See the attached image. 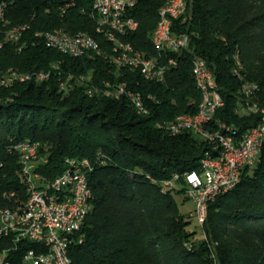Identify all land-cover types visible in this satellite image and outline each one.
<instances>
[{"label":"trees","instance_id":"trees-1","mask_svg":"<svg viewBox=\"0 0 264 264\" xmlns=\"http://www.w3.org/2000/svg\"><path fill=\"white\" fill-rule=\"evenodd\" d=\"M163 3L135 0L127 11L137 28L122 39L148 56L157 55L150 34ZM60 4L10 2L9 24L27 27L19 49L4 38L6 26L0 22L2 70L48 72L46 81L30 79L0 88V208L26 198L13 147L28 139L39 144L38 153L46 158L38 170L47 179L64 170L66 159L89 162L91 209L73 233L71 264H264V139L257 161L244 165L238 182L208 202L202 235L194 240L196 231L188 229L193 219L180 212L174 196L182 195L184 174L199 172L211 147L193 132L172 135L165 127L177 115L197 110L201 95L191 74L195 58L213 73L223 101L214 121L221 128L231 125L241 135L261 121L258 112L240 113L238 105L244 100L241 84L252 82L258 89L245 102L255 100L264 107V0H186L185 13L171 21V29L187 34L188 44L160 54L161 62L172 58L174 64H166L164 79L157 82L136 70H116L103 53L72 57L46 47L35 32H83L109 49L95 30L88 0H77L63 13ZM88 73L89 80L66 93L58 91V79ZM105 83H123L139 95L145 112H137L125 94L104 95ZM87 88L94 93L87 94ZM262 117L264 124V113ZM173 175V187L164 189L162 181ZM36 247L0 238V251L9 252L10 264H23L24 253Z\"/></svg>","mask_w":264,"mask_h":264},{"label":"built area","instance_id":"built-area-1","mask_svg":"<svg viewBox=\"0 0 264 264\" xmlns=\"http://www.w3.org/2000/svg\"><path fill=\"white\" fill-rule=\"evenodd\" d=\"M60 1L59 9L65 11L77 0ZM88 1L93 17L102 18L105 22H111L112 26L123 28L124 36L131 32L130 24H137V21L131 16L129 21L119 20L120 11H128L135 4L132 0ZM185 11L186 0H170L168 10L165 12V28H162L157 34L161 39H165L169 51L176 52L185 48L187 34L175 33L171 29V21L181 17ZM24 31L25 29L22 32H10V29L5 27V32L12 36V43L23 44L22 34ZM41 39L44 42L45 39L54 38ZM60 41L62 39H54V42L59 43ZM142 53L146 56V63L138 65L149 64L150 74L147 76L153 78V81H162L165 71L162 70V64L159 63L158 57L148 56L143 51ZM112 66L115 68V65ZM195 67L199 82L207 85V103H202L200 114L194 119H187L185 123L173 125L176 127V134L185 131L194 133V129H202L203 133V129L214 125L212 107H220L223 104L217 89L213 86V73L206 66L205 61L195 58ZM31 77H36L39 82L48 80L35 75H31ZM0 80L15 79H11L10 71V77H3ZM57 84L58 91L61 93H66V89L70 87V81L58 79ZM257 89V87H253L252 82H246V84H241L240 92L244 100L252 99ZM252 101L253 105H259L257 101ZM241 109L245 108L241 106ZM260 115L262 118V114ZM260 134L259 122L241 135H236L233 126L225 124V131H219L213 137L216 138V145H227V152L215 156H207L205 152L200 161V171H190L184 174L188 198L193 204V208L188 214L199 227L205 221L208 202L218 196L222 188L229 186L235 177H240V169L244 165L254 164V147L257 145ZM199 137L201 138V136ZM38 147L37 142L28 139L17 142L13 147L18 155L20 166L18 177L26 187L29 205L21 206L15 211L0 210V238H8L10 244H15V246L23 240L37 245L36 248L29 249L24 253L23 264H63L60 259L59 236H54L55 225L69 228V241L70 238H73V233L79 230L81 225L78 219V201L81 195H84L86 172L90 170L89 162L87 159H66L64 170L54 178L47 179L38 170V167L46 162V158L38 153ZM210 147H214V145H210ZM1 167L2 162L0 161V169ZM68 178H75V186H68ZM176 179L177 175H173L170 180H163L161 184L168 190L173 187ZM41 224H49V231H41ZM8 253L4 252V257L0 258V264H10L7 259Z\"/></svg>","mask_w":264,"mask_h":264},{"label":"bare ground","instance_id":"bare-ground-1","mask_svg":"<svg viewBox=\"0 0 264 264\" xmlns=\"http://www.w3.org/2000/svg\"><path fill=\"white\" fill-rule=\"evenodd\" d=\"M135 2V0H132ZM9 0H2L0 2V22L6 26V28L10 29V32H22L23 29L27 27L25 25H10L9 21L6 17V11L8 5L10 4ZM170 4V0H164V3L158 9V18L155 24L154 29L150 34V42L152 43L154 49L157 52V55L152 57H158V61L162 64V70L165 71L166 64L171 63V59H168L165 63L160 61V54L169 51V48L166 46L165 39H161L157 34L165 28L166 24V11L168 10V6ZM60 12L63 13L64 11L60 9ZM91 17L95 21V30L97 33H101L104 38L109 42V49L108 52L102 49L99 42L93 38L91 35L83 32L69 34L62 30H44V31H37L34 33V37L38 36L39 38H47L52 37L54 39H62L59 43L54 42V39H45L44 45L48 48H53L60 51L63 54L77 57L83 54L89 55H99L105 54L108 56V59L115 65L116 70H120L123 68H127L130 70H136L139 74L147 80H153V78H149L147 74H150V65L149 64H140L139 63H146V56L139 50L132 47L129 42L124 41L122 37L124 36L123 28L119 26H112L111 22H105L102 18L93 17L90 12ZM119 20L120 21H129L130 16L128 15L127 11H120L119 13ZM137 28V24H130V31H133ZM4 38L6 40L12 41V36L8 32H5L4 29ZM17 49H19L21 43H18ZM188 44V39H186V44ZM130 61V62H129ZM131 63V64H130ZM11 71V79L15 80H0V88H6L12 86L17 82H23L26 80L34 79V81L39 82L36 77H31V75L45 77L48 78V72L40 71V72H21L15 68H9L7 70H2L0 65V78L3 77H10ZM191 74L195 83V86L200 92L201 98L197 106V110L193 114H180L174 117L168 124L165 125L166 129L169 131L170 134L176 135V127L173 125L185 123L187 119H194L195 116L200 114V108L202 103H207V85H203L202 82H199L198 78L196 77V67H195V60L192 64ZM71 74L67 75L64 80L61 81H70V87L66 89L68 92L74 85L81 84L85 81V77L83 75L71 78ZM246 84V83H243ZM253 87H256L254 83H252ZM106 88L103 89V94L110 97H119L121 94H125L131 101V103L136 108L137 112H145V108L142 104V101L137 94H132L131 92L125 89V85L123 83H117L115 85H110L105 83ZM213 86L215 88V79L213 76ZM88 93H91L93 89L88 88L86 90ZM248 106L249 112L260 113L263 114L264 110L259 107L258 105H253V101L251 103H246ZM218 107H212V116ZM247 110V109H246ZM263 117L259 122V128L261 131L260 136L257 139V145L254 147V163L257 161L259 150L264 139V124H263ZM216 126H210L206 129H194V133L198 136H201L203 140H205L208 144L214 145L211 147L209 151L206 152L207 156H215L220 153L227 152V145L224 144H217L216 145V138L215 136L219 131H225V127L221 128L217 121H214ZM201 161V160H200ZM239 180V177H235L232 180V183L222 188L220 193L225 192L231 189ZM68 186H75V178H68ZM219 193V194H220ZM91 192L90 188L87 183V179L85 178V188H84V195H81L80 200L78 201V219L79 223L83 222L85 216L91 209ZM29 205V198L26 196L25 200L21 202L19 205L11 206V207H2L0 210L4 211H15L21 208V206H28ZM41 231H49V224H41ZM54 236H59V244H60V259L63 261V264H71L70 257L68 255V247L72 242L73 238H70L69 241V228L62 227V225H55L54 229ZM82 237V236H81ZM80 238V237H79ZM80 242V241H79ZM15 245V244H13ZM4 252L6 250L0 251V258L4 257Z\"/></svg>","mask_w":264,"mask_h":264},{"label":"rangeland","instance_id":"rangeland-1","mask_svg":"<svg viewBox=\"0 0 264 264\" xmlns=\"http://www.w3.org/2000/svg\"><path fill=\"white\" fill-rule=\"evenodd\" d=\"M58 30V29H57ZM60 30V29H59ZM51 31H54V30H51ZM172 61V60H171ZM192 64H193V62H192ZM192 69V68H191ZM90 73H88V74H86V75H84V77H85V81H87V80H89V78H90ZM86 90H88V88L86 89ZM86 93L87 94H92V93H94L93 91H91V93H88L87 91H86ZM242 107H244L245 109H241V106ZM248 105L246 104V102H245V100H243V102H241L239 105H238V111L240 112V113H245L246 111H249L248 110V107H247ZM247 109V110H246ZM260 114V113H259ZM168 131V130H167ZM169 132V131H168ZM164 188V187H163ZM165 189V188H164ZM183 196H185L186 197V200L184 201V202H182V198H183ZM174 199H175V201H176V203L178 204V206H179V210H180V212L181 213H183V214H186L187 212H189L192 208H193V204H192V202L188 199V193H187V190L185 189L184 191H183V193H182V195H175L174 196ZM188 229L189 230H195L196 231V234H195V237H194V240H197V239H199L200 237H201V229H200V227L197 225V223H196V221L193 219L192 220V222H191V224L189 225V227H188Z\"/></svg>","mask_w":264,"mask_h":264}]
</instances>
